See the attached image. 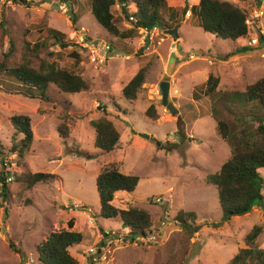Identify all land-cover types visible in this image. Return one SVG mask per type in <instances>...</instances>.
<instances>
[{"label": "rangeland", "instance_id": "1", "mask_svg": "<svg viewBox=\"0 0 264 264\" xmlns=\"http://www.w3.org/2000/svg\"><path fill=\"white\" fill-rule=\"evenodd\" d=\"M166 1L172 8L181 9L186 4L190 7L198 4V0ZM71 2L0 0V55L8 51L13 40L16 52L11 63H20L24 41H40V32L30 27L46 24L67 35V40L73 43L68 52L82 53L80 70L93 83L90 90L74 95L49 87L47 100L30 98L21 91L0 85V144L9 167L21 179L27 169L58 177L55 181L37 184L21 196L19 184L10 183L13 199L7 215L0 207V264H40L37 246L51 232L68 229L71 219L76 231L84 234L83 242L70 249L79 263L87 260L88 248L94 245L96 236L99 238L104 231L121 234L125 227L119 218L99 217L101 204L96 178L112 163L119 165L121 173L140 178L136 190L118 193L113 205L123 210L129 206L147 209L153 217L151 233L155 237L154 242H141L140 247L138 244L111 245L108 264H226L246 247L244 238L255 225L263 228L258 242L264 249V200L250 214L233 217L223 226L214 227L223 215L217 188L206 181L231 156L229 145L217 134L213 105L220 110L225 104L232 111L231 115L227 111L223 115L236 125V134L249 126L256 127L247 119L256 106L247 99V91L264 79V45L244 51L243 48H248L246 41L216 38L203 32L186 14L175 27L179 29V37L169 35L155 52L145 51L138 34L137 38L123 42L130 52H117L104 67L97 68L91 64L87 52L79 48V39L84 36L111 45L116 39L86 10L85 16L74 23L68 12ZM129 11L132 13L134 9ZM116 12L120 13L118 7ZM122 28L126 29L123 24ZM172 40L178 54L171 55L166 50ZM169 59L176 61L175 64ZM72 63L68 57L62 65ZM147 65L144 90L135 102L126 101L122 96L123 87ZM210 76L219 79L220 97L215 104L202 92L198 91L199 100L193 96ZM162 82L170 83L169 102L175 113L163 105ZM151 105L158 110L157 123L146 118V110ZM246 112L243 118L236 119ZM202 113L203 118L191 122L195 114L200 117ZM19 115L31 119L34 133L32 148L23 161L26 167L20 169L17 156L8 153L23 138L12 124L13 117ZM101 117L112 121L121 136L117 149L110 153L94 146L91 121ZM65 127L68 135L61 137L60 130ZM1 160L0 155V172ZM261 175L264 177V170ZM180 210L195 212L198 216L197 225L201 230L192 238L185 236L174 220ZM90 218L94 224H90Z\"/></svg>", "mask_w": 264, "mask_h": 264}, {"label": "trees", "instance_id": "2", "mask_svg": "<svg viewBox=\"0 0 264 264\" xmlns=\"http://www.w3.org/2000/svg\"><path fill=\"white\" fill-rule=\"evenodd\" d=\"M16 3L17 0H9ZM69 1V0H64ZM68 12L71 13L72 21L78 22L85 16L84 10L91 13L96 22L114 39L112 43V54L122 51L127 54V45L123 42L138 37L142 28H153L160 26L164 29L173 30L181 22V16L190 12L191 20L197 24L203 32L223 40L239 41L247 36L248 28L245 24L246 15L236 5L225 0H198L197 5H185L184 9L172 8L166 0H71ZM259 1V0H258ZM116 7L120 13L116 12ZM76 8V9H75ZM134 11L130 13V9ZM133 16L137 23L130 30L123 29L122 24ZM40 32V41L31 43L24 41V54L22 61L12 64L11 58L16 52V43L11 40L7 52L0 55V85L8 90H18L30 98L47 100L49 87L56 88L65 94H81L90 90L93 83L88 80L80 70L83 56L78 51L68 52L73 44L67 40V35L55 30L46 24L32 25L30 30ZM29 31L26 30L25 34ZM263 41L257 48H262ZM52 48H58L52 51ZM250 51L251 48H243ZM85 52V51H84ZM73 61L70 65H62L67 58ZM148 65L140 69L133 78L123 87V98L133 103L137 100L147 81ZM219 79L210 76L206 84L197 87L193 96L195 100L201 99L199 92L204 93L211 99L213 104L220 97L217 91ZM247 99L256 104L250 111L247 119L256 124L249 126V130H241L235 133L236 125L227 121L223 115L232 111L222 104V108L212 107V116L217 121V134L225 141L230 149V158L222 165L220 171L206 178L207 183L214 185L218 191L219 204L223 219L220 223L213 224L221 227L230 222L233 217L246 216L252 212L255 206L264 200V79L258 81L248 88ZM194 107H192V110ZM107 112V109H105ZM248 112L236 116L243 118ZM146 118L157 123L159 119L158 110L151 105L146 110ZM193 116L191 122L203 118ZM12 124L17 134L23 138L14 143L9 154L17 156V164L26 167L24 158L32 148L34 133L31 128V119L25 115L13 117ZM95 131L94 146L103 153H110L117 149L120 144V133L114 123L106 117L91 121ZM61 137L68 135L65 127L60 130ZM6 153L0 144V155L2 156V169L0 172V207L8 213V205L13 199L10 183L15 181L19 184L21 196L24 192L32 190L39 183H49L58 177L55 174L33 173L30 169L25 171L24 177H18L16 171L11 168L7 170L5 159ZM140 178L135 175H126L120 172L119 165L112 163L107 165L96 178V188L100 199L101 212L99 217L103 219L119 218L123 227L129 228L130 233L126 236L131 244L137 243L139 237H147L152 232V214L144 208L129 206L123 210L115 207L113 201L118 193H133ZM174 220L180 224L185 236L192 238L199 233L201 226L197 225L198 216L195 212L178 211ZM68 229L51 232L50 235L37 246L38 260L40 264H79L71 255L70 249L83 242L82 233L73 230L74 222L71 219ZM262 226L255 225L244 238L245 248L240 249L226 264H264V249L260 247L258 239L262 234ZM133 240V241H132ZM13 247V244H11Z\"/></svg>", "mask_w": 264, "mask_h": 264}, {"label": "built area", "instance_id": "3", "mask_svg": "<svg viewBox=\"0 0 264 264\" xmlns=\"http://www.w3.org/2000/svg\"><path fill=\"white\" fill-rule=\"evenodd\" d=\"M225 1L231 2L234 5L238 6L246 15L245 24L248 28V33L247 36L241 40L246 41L248 47L258 46L261 43V40L264 43V0ZM252 1H255L256 3L251 4ZM242 5H244V7ZM187 14L190 16V12H187ZM136 23L137 19L131 16L128 21H124L123 25L127 30H130ZM138 34L141 39L142 47H144L145 51L148 53H150L151 51L155 52L157 48H160L164 44L166 38L169 37L167 29H164L160 26H155L153 28H142L139 30ZM78 44L80 45L79 48H81L82 51L87 52L91 64L97 68L104 67L114 56L111 52V43L109 42H96L88 40L87 37L82 36L79 39ZM5 160L6 161L4 165L8 170L10 169L8 163L9 160L8 158H6ZM94 217L95 216H93V218ZM90 224H94L93 219L91 218ZM128 229L129 228H124L121 234L114 231H104V233L100 235L94 245L88 248L87 260L79 264H108L109 256L111 255V245L116 244L124 246L127 244H131V240H127L126 238V236L130 233V229ZM154 237L155 236L150 232L147 237H139L137 239V242H154Z\"/></svg>", "mask_w": 264, "mask_h": 264}, {"label": "water", "instance_id": "4", "mask_svg": "<svg viewBox=\"0 0 264 264\" xmlns=\"http://www.w3.org/2000/svg\"><path fill=\"white\" fill-rule=\"evenodd\" d=\"M23 3H27V1H23ZM167 33L174 37H179L178 28H174L173 30H167ZM160 90L162 93V102L163 105L166 106L172 113H175L176 110L173 107V104L169 102V93H170V83L169 82H162L160 85Z\"/></svg>", "mask_w": 264, "mask_h": 264}, {"label": "crops", "instance_id": "5", "mask_svg": "<svg viewBox=\"0 0 264 264\" xmlns=\"http://www.w3.org/2000/svg\"><path fill=\"white\" fill-rule=\"evenodd\" d=\"M178 31H179V29H178ZM178 34H179V32H178ZM96 42L97 41H99V40H95ZM167 50V52H170V54L171 55H174L175 53L176 54H178V50H177V48H176V43L172 40V43H171V45H170V47L168 48V49H166ZM163 53V52H162ZM158 55H160V53L158 52ZM170 61V63H173V64H175V62H174V60L173 59H169ZM172 64V65H173ZM73 230H76V227L75 228H73ZM83 236H84V234H82ZM95 242L98 240V237L96 236L95 238ZM78 246H76L75 248H77ZM80 254L82 255V252L80 251Z\"/></svg>", "mask_w": 264, "mask_h": 264}, {"label": "clouds", "instance_id": "6", "mask_svg": "<svg viewBox=\"0 0 264 264\" xmlns=\"http://www.w3.org/2000/svg\"><path fill=\"white\" fill-rule=\"evenodd\" d=\"M79 262V261H78Z\"/></svg>", "mask_w": 264, "mask_h": 264}]
</instances>
